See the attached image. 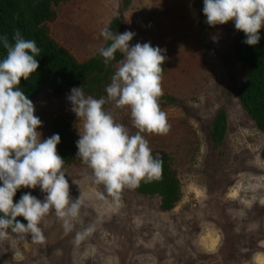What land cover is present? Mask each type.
Segmentation results:
<instances>
[{"label": "rangeland", "instance_id": "1", "mask_svg": "<svg viewBox=\"0 0 264 264\" xmlns=\"http://www.w3.org/2000/svg\"><path fill=\"white\" fill-rule=\"evenodd\" d=\"M199 11V0H131L127 7L123 0H75L58 9L52 35L81 62L106 46L100 31L116 18L123 33L136 34L130 47L151 41L166 50L163 95L177 102L161 109L171 129L167 135H142L152 152L171 155L183 198L173 211L163 212L160 198L124 189L117 207L103 185L91 181L86 165L64 168L70 196L84 197L83 223L65 234L50 212L45 240L10 235L0 242V264H264V133L231 93L246 78L234 54L235 38L243 32L234 20L210 26ZM68 96L43 94L33 103L42 139L51 137L52 123L62 116L81 127ZM222 109L228 132L217 149L210 126ZM106 110L130 135L138 131L128 107L110 103ZM30 189L43 201L46 193L39 186ZM93 223V234L75 245L76 232Z\"/></svg>", "mask_w": 264, "mask_h": 264}, {"label": "clouds", "instance_id": "2", "mask_svg": "<svg viewBox=\"0 0 264 264\" xmlns=\"http://www.w3.org/2000/svg\"><path fill=\"white\" fill-rule=\"evenodd\" d=\"M203 13L210 26L223 25L234 20L242 31L244 43L255 46L260 42L264 28V0H204ZM100 35L111 41L99 49L108 65L119 51L123 59L106 87V97L85 96L82 87H74L68 100L81 127L76 141L77 158L91 170L90 179L103 185L117 207L124 189H135L141 181L159 179L162 160L153 156L149 141L143 133L167 135L171 129L167 113L159 104L163 96V67L166 59L160 47L149 43L129 42L136 35L132 31L114 34L107 27ZM11 43L7 34L0 35V46L6 50L0 60V242L11 233L19 238L30 235L34 243L45 240L43 225L50 212L62 222L65 234L71 233L81 220L84 197L70 196V185L64 169L65 160L58 154L59 134L42 139L38 128L42 121L35 115L33 102L19 89L21 79L28 80L37 71L35 58L40 53L34 40L25 39L15 30ZM130 109L134 135L115 121L105 105ZM73 183L77 184L73 180ZM46 193L43 201L30 192L14 202L21 187ZM103 199V193L100 194ZM23 217L26 224L17 218ZM96 225L89 224L77 231L73 243L79 245L91 236Z\"/></svg>", "mask_w": 264, "mask_h": 264}, {"label": "trees", "instance_id": "3", "mask_svg": "<svg viewBox=\"0 0 264 264\" xmlns=\"http://www.w3.org/2000/svg\"><path fill=\"white\" fill-rule=\"evenodd\" d=\"M75 0H0V35L7 34L11 43L15 30H19L25 39L34 40L40 49L35 58L39 68L31 74L28 80L21 79L19 89L34 103L43 94L56 98H64L70 95L74 87H82L86 95L93 98L106 97V87L110 85L119 61L123 59L122 54L117 51L115 59L108 65L103 62V57L97 53L86 61H79L67 48L61 45L52 35L50 25L58 18V9L70 4ZM127 7L131 0H123ZM199 17L206 21L203 13L204 0H199ZM109 30L114 34L123 33L125 27L121 18H116L110 25ZM260 42L255 46L244 43L246 36L241 33L236 36L234 54L237 62L246 68L244 83L233 88L231 93L235 94L243 109L256 124L259 131L264 133V28L260 30ZM151 43V41L145 43ZM111 41H107L109 46ZM6 55V50L0 46V60ZM166 75V62L162 65ZM160 107L166 104H175L174 97L161 96ZM108 105V104H107ZM107 105H105V110ZM211 140L215 148L223 147L228 132V115L222 109L217 113L212 125ZM59 134L61 142L57 145L58 154L65 160L64 168L77 164H83L77 158L76 141L79 139L78 130L73 122L62 116L57 118L51 125V136ZM162 160V172L159 179L151 182L141 181L136 192L146 198H160L161 210L163 212L173 211L183 198L182 185L178 169L174 165L171 155L160 150L152 152ZM264 158V151L262 153ZM2 186V182H0ZM104 187V186H103ZM30 192V188L21 187L17 190L14 202H18L21 196ZM27 223L23 217L17 218ZM10 235L18 236L15 233ZM31 237L25 235L23 238Z\"/></svg>", "mask_w": 264, "mask_h": 264}]
</instances>
